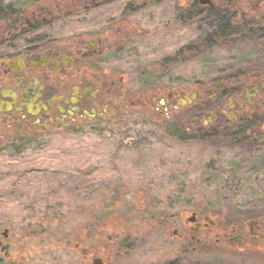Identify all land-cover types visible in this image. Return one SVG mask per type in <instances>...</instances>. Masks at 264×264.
Returning a JSON list of instances; mask_svg holds the SVG:
<instances>
[{"label":"flooded vegetation","instance_id":"af4514ba","mask_svg":"<svg viewBox=\"0 0 264 264\" xmlns=\"http://www.w3.org/2000/svg\"><path fill=\"white\" fill-rule=\"evenodd\" d=\"M163 1L0 0V132L14 128L27 138L40 139L78 124H114L142 114L147 106L155 107L159 118L170 110L191 109L196 115L191 125L196 135L191 138L204 141L208 155L215 157L205 173L226 179L241 170L253 175L247 217L232 220L224 213L216 216L197 207L181 219L162 207L145 208L134 212L138 223L107 218L81 224L73 245H62L59 240L57 247L73 249L80 264H93L97 258L113 264L118 258H132L138 247L136 238L153 228L157 236L177 238L185 247L182 258H171L166 252L173 250L162 248L163 264H264V68L255 75L240 71L197 80L192 89L179 90L159 89L149 82L155 75L148 73V81L142 80L117 63L120 52L145 37L169 34L180 20L202 18L199 15L205 8H225L244 0H187L183 10L187 15L177 10L156 25L153 16L150 26L135 18ZM120 3L123 9L118 15ZM191 12L196 15L189 16ZM230 34L212 33L219 39ZM200 43L210 44L208 36ZM163 62L164 66L174 64L177 55L166 56ZM205 116L207 121L202 120ZM199 122L202 128L197 127ZM177 132L172 129L179 137ZM217 139L227 142L211 143ZM226 154L235 158L224 159ZM211 194L242 197L232 191ZM173 218L182 220V232L172 225ZM44 221L42 216L22 225L16 235L10 227L0 226V264L49 258L51 246L45 231L39 232L42 243L37 246ZM198 250L202 258H190Z\"/></svg>","mask_w":264,"mask_h":264},{"label":"rangeland","instance_id":"374dc122","mask_svg":"<svg viewBox=\"0 0 264 264\" xmlns=\"http://www.w3.org/2000/svg\"><path fill=\"white\" fill-rule=\"evenodd\" d=\"M188 4L187 0H166L135 18L150 26L155 16L156 25L177 10L184 12ZM247 4L253 10L264 1L244 0L228 4L222 11L205 8L199 15L202 18L187 17L171 33L152 34L120 52L117 63L142 80L148 81V73L155 75L149 82L159 89L190 90L197 80L224 78L240 71L255 75L264 68V26L243 29L234 24L236 29L226 31L232 33L226 38L212 35L220 20L231 19L234 13L245 16ZM120 5L118 15L123 9ZM204 36L210 44L200 43ZM170 55H177V62L164 66V57ZM142 111L114 124H78L40 139L27 138L14 128L0 132V226L15 232L44 216L38 233L45 231L51 246L49 258H23L17 264H80L73 249L57 247L59 240L69 246L81 224L107 218L138 223L134 212L145 208L162 207L181 219L197 207L216 216L224 213L232 220L247 217L253 175L241 170L226 179L225 175L205 173L215 157L208 155L204 141L191 138L196 135L191 127L194 111L170 110L162 118L155 107ZM172 129H177L179 137ZM218 191L239 192L242 197L211 194ZM171 223L180 232L184 230L182 220L173 218ZM41 234L37 246L42 243ZM136 240L134 256L118 258L113 264H163L162 248L173 250L166 252L171 258L184 256L181 241L166 234L157 236L153 228ZM190 258H202V251Z\"/></svg>","mask_w":264,"mask_h":264},{"label":"trees","instance_id":"16d2710c","mask_svg":"<svg viewBox=\"0 0 264 264\" xmlns=\"http://www.w3.org/2000/svg\"><path fill=\"white\" fill-rule=\"evenodd\" d=\"M248 5V4H247ZM258 4L257 7H255V9H251V6L248 5L246 6V11L248 12H243L244 14H246L245 16H243L242 18L238 17L237 13H234L231 19L228 20H220L215 27L216 31H228V30H232L233 28H235L234 24H238V26H240L241 28H245L247 26H250L252 28H257L259 26H264V10L261 9V7L264 9V4ZM193 9L197 8V5L191 6ZM259 7V8H258ZM213 11L216 10H226L225 8H215V9H211ZM254 12V13H253ZM185 13V12H184ZM180 14H183V12H180ZM196 12H191L189 16L191 15H195ZM185 15H187V12L185 13ZM232 25L234 27H232ZM236 29V28H235ZM197 127L202 128V122H199V124H196ZM182 139H188V138H182ZM134 211V210H133Z\"/></svg>","mask_w":264,"mask_h":264},{"label":"water","instance_id":"95a60500","mask_svg":"<svg viewBox=\"0 0 264 264\" xmlns=\"http://www.w3.org/2000/svg\"><path fill=\"white\" fill-rule=\"evenodd\" d=\"M203 2L204 3H210V0H203ZM93 264H103V261H102V259L97 258V259L94 260Z\"/></svg>","mask_w":264,"mask_h":264}]
</instances>
